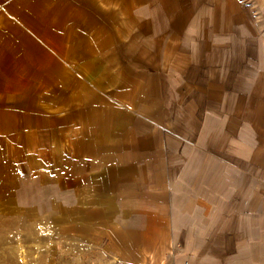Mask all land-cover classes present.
<instances>
[{
	"label": "crops",
	"instance_id": "crops-1",
	"mask_svg": "<svg viewBox=\"0 0 264 264\" xmlns=\"http://www.w3.org/2000/svg\"><path fill=\"white\" fill-rule=\"evenodd\" d=\"M51 3L39 16L44 30L28 31L56 74L32 75L8 95L15 111L0 112V140L9 135L34 151L3 210L48 220L82 242L110 243L119 258H138L154 243H191L189 264H264L263 155L244 166L259 181L252 218L239 232L227 206H215L218 162L232 161L233 131L258 151L264 144L254 118L263 95L247 85L264 73V50L233 42L249 6ZM250 49L255 59L242 53Z\"/></svg>",
	"mask_w": 264,
	"mask_h": 264
},
{
	"label": "rangeland",
	"instance_id": "rangeland-1",
	"mask_svg": "<svg viewBox=\"0 0 264 264\" xmlns=\"http://www.w3.org/2000/svg\"><path fill=\"white\" fill-rule=\"evenodd\" d=\"M51 1L0 0V112L2 108L8 107L10 112L15 111L16 104L9 103V96L15 95L18 87L22 92L23 83L32 75L44 76L49 72L56 74L58 68L54 61L28 31L44 30L43 18L39 16L50 10ZM239 1L249 6L248 18L242 32L234 34L233 42L247 43L248 48L258 43L264 50V0ZM72 5L68 4L66 8L64 5L62 9L70 11ZM242 53L252 60L255 59L257 50H242ZM253 78H249L248 89L255 90L258 85L263 95L261 112L257 111L254 118L259 117L258 121L264 125V73ZM235 80L232 84L234 89L241 85ZM41 81L39 79L35 85L41 84ZM6 92L7 95L3 94ZM233 121L237 123L239 119L233 118ZM2 133L4 132L0 130V135ZM243 133L244 131H233L232 161L218 162L215 199L218 210L224 206L230 210L234 231L238 232L244 220L252 218L248 214L256 207L259 181L256 173L247 172L244 166L248 159L256 164L258 154L259 160L263 159L261 155L264 157V144L259 151L256 146H248L246 141L244 143L237 137ZM3 138L0 140V264H189L190 259L187 258L193 246L191 243H179L171 248L154 243L152 251L144 252L138 258H119L110 243L82 242L80 238L74 239L66 228L55 226L48 220L33 223V220L28 221L13 212L3 210V202L5 205L7 199L12 197L11 188L20 164L23 165L25 160H32L34 155L32 147H18L17 140H11L9 135ZM220 145L224 151L225 142L222 141ZM227 149L230 148L227 146ZM7 190L10 194H1ZM152 255L155 259L151 258Z\"/></svg>",
	"mask_w": 264,
	"mask_h": 264
},
{
	"label": "bare ground",
	"instance_id": "bare-ground-1",
	"mask_svg": "<svg viewBox=\"0 0 264 264\" xmlns=\"http://www.w3.org/2000/svg\"><path fill=\"white\" fill-rule=\"evenodd\" d=\"M151 258L155 259V256L152 255Z\"/></svg>",
	"mask_w": 264,
	"mask_h": 264
}]
</instances>
